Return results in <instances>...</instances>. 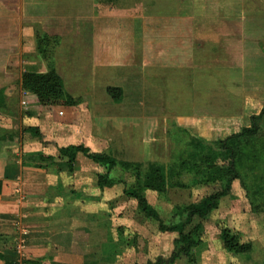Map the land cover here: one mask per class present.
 Wrapping results in <instances>:
<instances>
[{
	"label": "crops",
	"instance_id": "crops-1",
	"mask_svg": "<svg viewBox=\"0 0 264 264\" xmlns=\"http://www.w3.org/2000/svg\"><path fill=\"white\" fill-rule=\"evenodd\" d=\"M142 1L124 9L107 7L111 0H0V98H10L15 92L25 94L22 97L35 103L30 110H40L38 115L57 121L64 114L71 117L66 126L60 122L55 133L40 127V140L49 144L40 142L35 150L25 152V159L15 157L8 165L10 159L0 154V264H137L159 255L166 257L145 258L124 245L122 222L100 195L107 187L98 186V175L93 178L77 169L83 154H78L70 173L71 190L70 183L62 179L63 160L53 167L45 161L41 167L32 164L33 160L38 163L37 153L58 157L59 146L83 143L96 151H108L130 137L116 135L123 126L104 129L92 123V117H99L98 109H85L81 102L43 105L22 87L25 71L48 70L46 64L39 67L38 59L28 56L31 47L25 36L31 23L61 37L54 64L74 97H82L92 84L107 86L110 81L103 78L114 70V83L124 97L128 93L135 100L158 97L162 112H156L154 104L146 109V115L154 120L155 116L165 121L203 123L223 118L244 120L256 104L264 103V0H178L177 9L172 8L171 0L163 1L160 64L153 50V2ZM112 2L121 4L122 0ZM64 4L86 6L83 14H77L68 12L70 5L67 12H61ZM140 36L151 37L146 47ZM89 51L96 53L92 57ZM158 77L161 85L156 84ZM121 109L103 115L121 117ZM132 112L141 113L138 109ZM207 129L204 133L211 131L209 126ZM185 263V258H178L170 264Z\"/></svg>",
	"mask_w": 264,
	"mask_h": 264
},
{
	"label": "rangeland",
	"instance_id": "rangeland-1",
	"mask_svg": "<svg viewBox=\"0 0 264 264\" xmlns=\"http://www.w3.org/2000/svg\"><path fill=\"white\" fill-rule=\"evenodd\" d=\"M112 1L107 4V7L121 6L125 9V7L135 6L136 2L139 3L138 5L144 2L142 0H122L121 4H118V2L114 3ZM145 1L149 5L153 2L152 6L156 13V35L154 36L155 45L153 50L155 52V61L160 64L163 53L161 11L165 0ZM177 2L178 0H171L172 8L177 9ZM68 5L72 6L68 12H77V14L78 12L83 14L86 6L83 4H64L62 5L64 9L61 12H67L66 7ZM75 22L78 23L79 21L76 20ZM122 23H125V21ZM149 25L150 23L148 25L145 24L144 27ZM40 30L42 31L40 24L31 23L27 29L28 34L25 36V42L31 47V53H28V56L34 60L38 59L39 67L43 64L48 66V62L40 56L36 48V35ZM69 38L74 40L75 37L70 36ZM87 38L90 42V37ZM142 38L144 40L143 46L146 47V41L151 37L140 36L139 40ZM87 53L93 57L96 52L90 53L89 51ZM95 58L97 60V54ZM62 65L65 71V78L69 79L68 75H66L69 74L67 63L63 61ZM107 73V76L103 79H107L111 84L109 83L107 86L102 84L95 87H93V84L87 86L86 93L81 97V103L85 106V109L90 111L94 109L100 110V112L98 111V118H91L92 123L97 122L100 125L98 128L111 129L113 126H123L121 131L113 128L116 130V135L123 134L132 139V142L128 138V142H116L117 145L108 148V151L117 158L141 161L143 163L153 161L176 166V174L173 179L177 185L169 188L168 192L163 193L149 188L144 190L147 202L157 209L161 221L166 224L183 218V213L186 211L183 208L187 204L199 201L206 195L220 191L225 185V178L231 175L227 174V170L223 179L220 178L216 181H208L206 179L207 173L196 166V163L204 165L207 162L198 160L197 156L193 157L194 150L190 143V132L204 138L208 142H216L220 138L227 139L234 133L237 134L236 136L239 139L241 138L238 143L239 146L234 151V159H231V154L225 149V146H219L217 149L213 148V151H216L213 155L215 159L211 158L212 154L207 150L199 155V159L205 158L210 161L208 164L224 168L230 165L235 167L237 176L231 182L229 192L220 196L218 207L206 218L196 216L187 227V230L192 232L197 245L193 249L194 262L188 263L186 261L185 264H263L264 118L258 132L253 135L243 132L245 128H253V119L256 115L262 113L264 103L256 104L252 108L251 114L247 115L244 120L223 118L203 123V120L183 122L168 119V121H165L162 116H155L154 120L146 115V109L154 104L155 111L161 113V102L158 97L153 101L145 97L144 99L135 100L131 98L130 93L124 97L123 91L120 92V90L108 92V87L118 85L114 83L117 79L115 71L111 70ZM97 79L100 80L99 77ZM160 80L161 77L156 78V84L161 85ZM145 85L146 83L144 82L143 86L145 87ZM15 93H12L10 98H0V154L3 153L4 156L10 159L8 165H12L15 157L19 159L23 157L25 159V152L29 149L35 150L40 142L45 145L49 144L48 140H40L39 137L32 136L26 131L27 127L34 125L38 126L39 129L43 127L44 130H52L55 133V128L61 124L60 122H62L63 126H66L71 120L68 114L67 116L64 114V117L59 121L52 120L44 114L38 115L40 110L35 111V108L30 110L32 109L30 107L35 104L30 97H22L25 94L17 95ZM119 96L121 100L115 101L114 98ZM118 107L122 108L119 111L121 117L116 115L106 117L103 115L104 113H112L113 109ZM135 109L141 112L139 116L133 115L132 111ZM72 122L74 123V118H72ZM207 126H209V129L211 128V131L204 133L205 130H208ZM248 132L246 131V133ZM135 138L136 140H134ZM48 166L51 167L52 163ZM77 169L84 170L93 178L99 172L106 171L103 166L93 163L83 155L79 157ZM51 170L55 171L54 168ZM112 177L115 179V183L111 187L101 190L102 193L100 195L102 200H106L113 215L117 216L122 222L120 232L124 239V245L127 244L128 247L145 258L150 255L164 254L166 257L171 255L175 248L174 239L177 233L162 231L159 226L160 220L145 215L138 206V199L128 196L124 192L125 188L135 183V175L122 167H117L113 169ZM62 179L70 183L69 187L71 186L73 177L67 169L62 174ZM251 197L254 198V204L258 207V209L255 207L257 211L252 208ZM113 215L112 217H114ZM222 227L231 228L239 235L241 242L251 243V251L245 253L227 251L220 237ZM148 260L143 263L138 261V263L146 264Z\"/></svg>",
	"mask_w": 264,
	"mask_h": 264
},
{
	"label": "trees",
	"instance_id": "trees-1",
	"mask_svg": "<svg viewBox=\"0 0 264 264\" xmlns=\"http://www.w3.org/2000/svg\"><path fill=\"white\" fill-rule=\"evenodd\" d=\"M60 43V36L55 34H49L45 31H38L36 35V48L40 56L48 62V70L45 72L37 71H25L22 75V87L37 96L38 101L43 105H66L72 106L81 102V97H74L65 88V84L62 76L56 70L54 64V54L57 45ZM264 49V48H263ZM112 90H120L121 87L113 86L108 87V92ZM121 94V93H120ZM115 101H120L121 97H115ZM264 118V108L262 113L254 117L253 128H245V134L253 135L261 128V122ZM32 136L39 138L43 137L42 132L38 126H29L26 128ZM246 131H249L246 133ZM190 143L194 150V156L203 162L204 165L196 163L198 167L202 168L205 173H207L208 181H216L217 179H223L225 177V172L231 174L228 178H225L226 182L224 187L215 193L204 196L199 201L191 202L187 204L183 210V218L166 224L161 221L159 212L157 209L147 202L144 195V190L146 188L155 189L159 192H168L169 188L177 185L174 181V175L176 174V166L173 164L167 165L158 162H141V161H131L117 158L113 153L109 151H96L91 149L89 146L80 144H69L67 146H59V156L46 155L43 153H37L36 156L38 163L32 162L34 166H43L41 161H45L47 165H54L57 160H63L65 162V168L69 173H72L75 169L76 159L79 153L83 154L93 162L103 166L105 172L98 173V186L100 188L111 187L115 183V179L112 177L113 169L117 167H122L135 175V183L124 189V192L128 196L135 197L138 199V206L148 217L160 220V229L164 232H176L177 235L174 239L175 248L169 258L162 255L157 256L154 260L149 259L146 264H170L175 259L185 258L188 263L194 262L193 249L197 245L195 238L191 231L187 230L189 224L193 219L198 216L201 218H206L214 209L219 205V198L222 194L229 192L231 182L237 176L236 169L233 166L220 167L214 164H208L205 158L199 159V155L205 150L212 154V159L216 151L214 149L219 148V146H225L229 154H231V159H234V151L241 141L237 134L230 135L227 139H219L216 142H208L204 138L199 137L196 134L190 132ZM35 157V156H34ZM212 161V160H211ZM57 165V164H55ZM2 190V181L0 180V193ZM252 208L257 211L258 207L255 206L254 198L251 197L250 200ZM255 207L257 209H255ZM181 215V214H180ZM220 237L223 241L225 249L233 253H245L252 249L251 243H245L240 241V237L229 227H222L220 231ZM264 264V263H263Z\"/></svg>",
	"mask_w": 264,
	"mask_h": 264
}]
</instances>
